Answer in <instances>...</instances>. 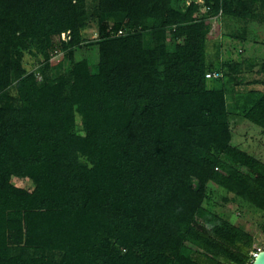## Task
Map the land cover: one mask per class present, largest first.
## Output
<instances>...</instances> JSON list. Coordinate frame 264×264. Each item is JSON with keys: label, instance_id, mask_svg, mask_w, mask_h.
Listing matches in <instances>:
<instances>
[{"label": "trees", "instance_id": "1", "mask_svg": "<svg viewBox=\"0 0 264 264\" xmlns=\"http://www.w3.org/2000/svg\"><path fill=\"white\" fill-rule=\"evenodd\" d=\"M182 1L0 0V264H252L254 234L206 202L264 213V162L232 145L227 88L206 74L240 72L209 52L210 17L264 22L248 9L264 0H203L202 17ZM92 21L95 70L74 54ZM244 116L264 128V94Z\"/></svg>", "mask_w": 264, "mask_h": 264}, {"label": "rangeland", "instance_id": "2", "mask_svg": "<svg viewBox=\"0 0 264 264\" xmlns=\"http://www.w3.org/2000/svg\"><path fill=\"white\" fill-rule=\"evenodd\" d=\"M190 1L191 0L182 1L178 3V5H185V3L188 4ZM248 9L254 14L257 12H264L258 4H255ZM196 13L205 14V10L199 9ZM262 23L264 22L256 21L252 17H234L229 15L223 16L217 22L215 21L214 24H212L211 36L208 43V50L212 57H216L217 54H220V51H223L224 59L221 57L223 61L227 60L228 62H236L241 57L244 58V55L248 50V52L251 53L257 48L253 44L261 42L260 38L262 39V36L260 34H262L263 31L260 29V26L263 25ZM83 36L85 40L82 43V46L74 49L75 58L78 60L85 57L88 58L92 68L95 70L97 69L99 62V48L96 43L97 23L95 21H92L90 26L83 30ZM55 42L59 45V39L57 37H55ZM62 51L63 54L60 56L59 60L52 62L57 71H64L71 65L69 52L63 49ZM43 60V55L38 51V49L34 48L32 52H26L24 65L28 70H36L41 65ZM241 77L243 79V83L236 84V79H241ZM248 78L251 77L242 74L240 76H228V78L225 79L229 93V110L232 113V143L241 149L257 155L264 161L263 128L249 120L246 121L252 125L247 124L243 118L242 103L244 100H242L241 95L242 93L247 92L248 88L245 86L246 84H244V80L246 81ZM252 79L253 82H256V80H258V76L254 74ZM221 83L218 80L208 79V85L210 87ZM254 87L258 88L259 86L254 85ZM76 119V132L84 134L85 131L82 124V117L79 113L77 114ZM227 161L234 166L241 167L237 164V162L230 158H227ZM243 169L249 174H254L251 170H247L246 168ZM12 181L15 185L24 187L28 190H32L35 187V183L29 178L15 176ZM210 197L211 200L206 202V206H211L218 211H225L232 222L254 234L256 238L255 247L258 248V251L264 248V231L262 229L264 213L262 211L257 210L254 206L242 201L240 203L223 201L221 198V190H212L210 192Z\"/></svg>", "mask_w": 264, "mask_h": 264}, {"label": "crops", "instance_id": "3", "mask_svg": "<svg viewBox=\"0 0 264 264\" xmlns=\"http://www.w3.org/2000/svg\"><path fill=\"white\" fill-rule=\"evenodd\" d=\"M262 24L263 25L260 26V29L263 31V33L260 34L262 36V39L260 38L261 42L260 43L257 42L255 44L251 43V44L255 45L257 48L255 50H253L251 53L248 52L249 50L248 51L246 50L247 52L244 55V58L241 57L239 60L236 61L237 63L240 64V72L241 73L226 75V76H224V78L221 81H219L220 83L222 82L225 85V87L227 88L225 79L228 78V76H232V75L240 76V75L244 74L248 77H251V78H248L246 81L244 80V84H246L245 86L248 89H247L246 93H242V95H241L242 100H244V102H245V104H244V102L242 103L243 118H244L245 122H247L246 120H248V119L244 116V112L255 102V100H257L261 95L264 94V72L262 70V63L264 61V39H263V37H264V23H262ZM249 44H250V42H249ZM220 57H223V59H224L223 51H220ZM221 60H222V58H221ZM254 74H256V76H258V80H256V82H253V79H252ZM238 79H236L237 80L236 84L243 83L242 77H241V79H239V80ZM254 85H258L260 88L259 87L255 88ZM228 95H229V93L227 90V100H228ZM228 105H229V103H228ZM231 114L232 113L230 112V128H231V133H232V138H231V143H232L233 127H232ZM247 124H250V123L247 122ZM250 125H252V124H250ZM263 131H264V128H263ZM232 145H234V144L232 143ZM234 146H236V145H234ZM245 151H247V150H245ZM247 152L250 153L249 151H247ZM250 154L254 155L256 158L261 159L260 157H258L257 155H255L253 153H250ZM252 175H254V174H252Z\"/></svg>", "mask_w": 264, "mask_h": 264}, {"label": "built area", "instance_id": "4", "mask_svg": "<svg viewBox=\"0 0 264 264\" xmlns=\"http://www.w3.org/2000/svg\"><path fill=\"white\" fill-rule=\"evenodd\" d=\"M195 4H196V11H198L199 9H204L205 10V14H197L196 15L198 17H202L204 15H207L208 12V7L206 5H204L203 0H194ZM224 15L220 12L217 15H214L211 18L212 24H214V22L220 20ZM124 31L123 30H119V32L117 33V35L123 34ZM59 39V41L61 40H68L70 39V35L69 32H65L62 33L60 36L57 37ZM63 54L62 49L59 46H56L55 48H53L50 52V62H54V61H58L60 56ZM223 77V72L221 71H214V72H208L206 74V78L208 79H220ZM217 169H219V167H217ZM254 256L257 254V252L253 253Z\"/></svg>", "mask_w": 264, "mask_h": 264}, {"label": "water", "instance_id": "5", "mask_svg": "<svg viewBox=\"0 0 264 264\" xmlns=\"http://www.w3.org/2000/svg\"><path fill=\"white\" fill-rule=\"evenodd\" d=\"M252 264H264V248L257 252Z\"/></svg>", "mask_w": 264, "mask_h": 264}]
</instances>
